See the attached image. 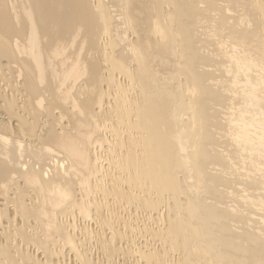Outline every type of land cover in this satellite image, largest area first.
<instances>
[{"label":"bare ground","instance_id":"1","mask_svg":"<svg viewBox=\"0 0 264 264\" xmlns=\"http://www.w3.org/2000/svg\"><path fill=\"white\" fill-rule=\"evenodd\" d=\"M0 264H264V0H0Z\"/></svg>","mask_w":264,"mask_h":264}]
</instances>
